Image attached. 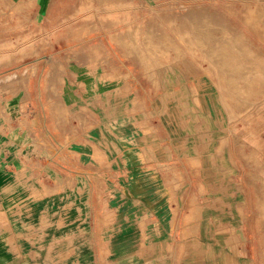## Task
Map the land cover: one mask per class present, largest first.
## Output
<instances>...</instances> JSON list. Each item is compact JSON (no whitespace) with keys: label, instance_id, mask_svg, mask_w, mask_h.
I'll return each instance as SVG.
<instances>
[{"label":"rangeland","instance_id":"1","mask_svg":"<svg viewBox=\"0 0 264 264\" xmlns=\"http://www.w3.org/2000/svg\"><path fill=\"white\" fill-rule=\"evenodd\" d=\"M54 3L58 9L61 7L68 11L53 29L39 27L31 21L27 26H22L17 22H7L5 17L0 19V92L17 94L29 86L32 77L33 85L43 84L42 81H47L49 86L56 84L52 78H45L50 67L49 61L37 66L40 49L43 45L47 48L51 44V55L56 57L53 64L55 71H59L64 59L70 61L71 57L85 65L89 55L102 54L106 61L103 63L105 67H112V58L114 63L119 59L126 70L131 73L134 70V75L140 80L141 96L143 99H152L151 105L156 117L162 113L159 109L162 101L163 105H177L182 99L188 98V89L186 86L182 88V84L199 81V87L202 86L201 91H204L203 98L199 101L210 103V110L202 112L208 121L203 127L214 138L216 136L217 140H221L216 144L219 150H225L226 155H233L237 160L234 162L240 174L239 186L236 189L226 188L223 195L228 201H243V192L247 191L252 219L248 226L251 236L246 239L250 247L248 256L253 264H264V30L260 32L257 28L264 26V0H54ZM10 5L14 6V3ZM16 13L14 11L12 15ZM98 39L110 42L113 52L99 45ZM64 109L66 110L57 103L49 104V111L55 116L56 122L61 121V124L69 123V118L61 116ZM179 115L178 122L185 123L190 113L181 110ZM37 117L39 128H52L40 125L39 120L44 119V116ZM82 118L83 126L87 127L90 121L86 115ZM140 119L142 121L144 117L140 115L138 120ZM213 119L222 124L220 131H214ZM128 122L130 120L126 118L125 128L120 129L124 130V138L128 144H136L143 149L150 144L151 147L156 146L155 149L161 155L167 154L170 157L169 160L158 162L161 170L149 184L143 175L132 173V168L125 167L129 164L124 165L122 161L116 162L112 169L93 170L86 175L78 172L77 176L71 177L74 184L67 180L68 183L65 187L61 186V189L52 184L49 178L24 173L23 169L10 175L0 173V264L7 263L6 243L10 240L14 244L27 241V249L32 258L37 261V256L41 254L42 264H67L72 260L70 253L73 250L67 246L69 238L6 237V206L7 210L15 209L14 213L27 215L25 219L29 221L26 223L28 227L45 230L52 228V221L41 220L42 215L51 213L53 207L35 205L33 201H93L94 205L87 207V211L93 216V224L102 226L106 231L133 228V223L127 220L115 222V218L119 210L120 214L129 216L135 207L118 206L116 201H157L151 215L155 214L158 219L163 220H159L158 230L151 239L110 236L105 248L97 245L98 252L104 255L106 250L110 253L109 260H114L121 253L128 256L135 251L144 259L148 254L147 242L150 240L153 247L176 245L173 243L176 237L172 241L168 237L163 238V231L170 227V222L167 221L174 212L166 201L171 194L180 192L186 179L183 175L181 178L180 173L168 164L173 162L172 158L176 153H192V142L185 141V147L184 144L178 146L183 143L180 141L181 136L191 140L196 133H203L204 130L201 128L197 131L196 122L191 129L187 126L185 129L181 125L178 127L179 135L174 133L176 137H173L165 125L158 122L151 137L141 131L133 138L129 132L132 124ZM143 127L142 125L141 128ZM33 136L37 143L36 151L44 154L43 158L38 161L36 158L22 156L21 162L13 153L12 159L19 166L27 163L32 167L43 168L48 165L53 148L48 141H42L35 134ZM3 145L0 143V159L4 162L9 157H3ZM208 150L206 152L215 154L216 150L212 147ZM127 162H132V159L128 158ZM205 162L212 171V161L206 158ZM224 165L231 166L227 156L224 158ZM189 166V170H195L194 163ZM230 175L231 170L223 178L228 180ZM185 176V186H195L191 182L195 181V175L186 173ZM207 177L212 182L219 179L218 174L211 172ZM6 180L12 181V189L4 187ZM189 192L192 193L193 190ZM219 193L222 192L212 187L206 198ZM10 201L18 206L10 209ZM22 201L32 202L24 204ZM105 201H108L107 205ZM150 209L152 206L140 207L142 214L149 213ZM207 209L212 210L211 213L218 212V209L211 206ZM226 210L228 211V207ZM107 216L108 219L105 218ZM16 225L20 227V223H15L14 226ZM217 228L215 223H202L204 240L209 241L211 246L214 245V239L210 236H213L212 232L215 233ZM246 229L242 225L240 231L244 233L243 230ZM184 244L190 251L203 246L197 237H190ZM81 250L82 253L90 252L92 246L89 250L85 247ZM17 254H20L19 250Z\"/></svg>","mask_w":264,"mask_h":264},{"label":"crops","instance_id":"2","mask_svg":"<svg viewBox=\"0 0 264 264\" xmlns=\"http://www.w3.org/2000/svg\"><path fill=\"white\" fill-rule=\"evenodd\" d=\"M12 2L15 7L10 5ZM54 5V0H35V2L33 0H0V19L5 17L7 22L11 21V24L17 22L16 24L20 23L22 26H27L31 21L39 27L53 29L61 21L62 15L68 11H64L65 9L61 7L58 9ZM14 11L17 13L12 15ZM97 41L100 42L99 45L113 52L110 49L112 46L110 42L105 39ZM51 47L52 44L47 48L42 46L37 66L49 61L50 67L45 78H52L56 84L49 86L46 84L47 81H42L43 84L33 85L34 77H32L29 86L24 87V90L18 91L17 94L10 91L0 92V143L4 144L3 157H9L4 162L0 159V173L10 175L14 171L23 169L24 173H35L49 178L52 184H56L61 189V186L65 187L68 181L74 184L71 177L77 176L78 172L86 175L92 173L93 170L112 169L116 162L122 161L124 165L129 164L125 167L132 168V173L143 175L149 184L154 181L157 172L161 170L158 162L169 160L170 157L167 154L161 155L155 149L156 146L151 147L150 144H147L145 149L137 147L136 144H128L124 138V130H120L125 128L126 118L130 120L128 124H132L129 132L133 138L141 131L151 137L158 122L163 123L173 137H176L174 133L179 135L178 127L182 125L185 129H187L186 126L191 129L195 126V122L196 130L202 128L204 132L196 133L195 138L191 140L184 135L181 136L180 141L183 143H179L178 146L183 145L185 141H190L193 143L192 153L191 155H183L185 152L176 153L172 158L173 162L168 164L180 173L181 178L186 179L182 183L184 185L180 187V192L171 194L170 199L166 201L174 212L172 218L169 217L167 221L170 222V227L168 229L164 227L163 238L168 237L172 241L176 237L173 241L176 243L174 247L160 245L153 247L150 240L147 242L149 244L148 254L144 259L140 257L139 252L135 251L128 256L121 253L120 257L117 256L114 260H109L110 253L106 250L104 255L98 252L97 245L100 244V248H105L110 236L151 239L156 234L158 222L163 220L158 219L155 214L151 215V212L154 213L157 201H144L143 199L116 201L118 206L132 205L135 207L131 215L120 214L119 210L115 218V222L118 220L121 223L127 220L133 223V228L130 230L117 228L111 231H106L102 226L93 224V216L87 211V207L94 205L93 201H33L35 205L53 207L51 213L42 215V222L52 221L53 223L52 228L47 230L28 227L26 223L29 221L25 219L27 215L14 213L15 209L9 210L8 208L7 210L6 206L4 210L7 218L6 237L69 238L67 246L73 250L70 253L73 257L67 264H157L158 262L159 264L163 262L164 264H253L248 256L250 247L246 241L251 236V230L248 229L252 220L251 203L247 191L243 192V201H238V199L228 201L223 195L226 188L236 189L239 186L240 174L235 166L237 160L235 161L233 155H226L225 150H219L216 144L221 140H217L216 136L214 138L211 132H207L203 127L208 121L202 112L210 110V103L199 101L204 93L201 91L202 86L199 87V81L187 85L182 84V88L186 86L188 89L186 94L188 98L182 99L177 105L167 103L163 105L162 101V107H159L162 113L156 117L151 105L152 99L150 97L143 99L141 96L142 90L138 83L140 80H137L138 77L134 75V70L132 73L126 70V66L119 59H116L117 63H114L115 60L112 58V67H105L103 63L106 61L102 54L89 55L85 60V65L79 64L77 59L71 57L70 61L64 59L62 67L59 71H55L53 64L56 57L51 55L53 50ZM49 99H51L50 102ZM52 103L66 108L61 116L69 118V123L56 122L55 116L49 111V104ZM181 110L190 113L185 123L177 120ZM85 115L90 121L87 127L83 126L82 116ZM140 115L144 117V120H138ZM37 116H44V119L39 120L40 125L52 128H39ZM142 125L143 128H141ZM213 125L214 131H220L222 125L220 121L213 119ZM180 131L184 134L182 129ZM33 134L42 141L43 139L48 141L53 148V154L49 155L51 158L48 160V165L43 168L32 167L27 163L19 166L12 159L13 153L21 162L23 161L22 156H27L29 159L36 158L38 161L43 158L44 154L36 151L37 143ZM210 147L216 150L214 155L208 150ZM207 150L210 152H206ZM165 153H167L166 150ZM226 156L231 163L230 167L224 165ZM128 158H131L132 162L128 163ZM206 158L212 161V171L205 162ZM190 163L195 164V170H189ZM230 170L231 175L226 180L223 176L230 173ZM210 172L219 175L216 181L218 183L208 179L207 175ZM186 173L195 175V181H191L195 183V186H185ZM4 187L12 189V181L6 180ZM212 187H216L222 193L206 198ZM190 190L193 192L190 193ZM30 202L32 201H22L24 204ZM105 202L107 205L108 201ZM16 205L13 201L8 203L10 209ZM141 206H152V209L149 213L142 214ZM210 206L218 209V212L211 213L212 210L207 209ZM206 211L210 212L206 213ZM105 218L108 219V216ZM161 222L165 223V221ZM205 222L215 223L218 227L215 233L212 232L213 236H210L214 239L213 246L209 244V241L204 240L202 223ZM15 223H20V227L19 225L14 226ZM242 225L247 228L243 230L244 233L240 231ZM190 237L200 239L203 246L190 251L184 244ZM27 245L25 240L15 244L12 240L8 241L5 252L6 264H42L41 254L37 256V261H34ZM91 246L90 252L82 253L81 249L85 247L89 250Z\"/></svg>","mask_w":264,"mask_h":264},{"label":"bare ground","instance_id":"3","mask_svg":"<svg viewBox=\"0 0 264 264\" xmlns=\"http://www.w3.org/2000/svg\"><path fill=\"white\" fill-rule=\"evenodd\" d=\"M256 26H257V25H256ZM256 26H255V27H256ZM257 28H258V30H259L260 32L264 30V26H260V27L257 26ZM29 46H30V45H29ZM1 61H2V57H0V62H1ZM189 260H190V259H189ZM190 261H191V260H190ZM190 261H189V262H190Z\"/></svg>","mask_w":264,"mask_h":264}]
</instances>
